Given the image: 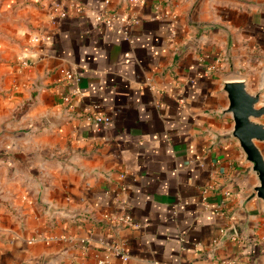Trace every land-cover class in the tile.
<instances>
[{"label": "crops", "instance_id": "0c3cea01", "mask_svg": "<svg viewBox=\"0 0 264 264\" xmlns=\"http://www.w3.org/2000/svg\"><path fill=\"white\" fill-rule=\"evenodd\" d=\"M76 1L0 0V264H264L257 179L217 137L223 80L264 83V0H111L131 25Z\"/></svg>", "mask_w": 264, "mask_h": 264}, {"label": "water", "instance_id": "95a60500", "mask_svg": "<svg viewBox=\"0 0 264 264\" xmlns=\"http://www.w3.org/2000/svg\"><path fill=\"white\" fill-rule=\"evenodd\" d=\"M222 90L227 94L229 102L221 110V114L231 113L234 124L229 131L217 133V137H234L238 140L248 162L245 172L252 173L257 179L243 202L245 207L255 197L264 200V83L258 89L252 90L245 78H227L222 82ZM48 211L51 216L55 212L70 215L75 213L67 207L55 204H51ZM237 234L235 226L229 227L214 248ZM57 258V254L46 256L43 264H50Z\"/></svg>", "mask_w": 264, "mask_h": 264}, {"label": "built area", "instance_id": "2783aa9c", "mask_svg": "<svg viewBox=\"0 0 264 264\" xmlns=\"http://www.w3.org/2000/svg\"><path fill=\"white\" fill-rule=\"evenodd\" d=\"M104 2H105L104 6L101 9H98L96 11V17L100 22H103L108 25H113V24L116 25L119 22L121 23L125 22L126 24L131 25L132 23L139 21V16L136 13V10L133 8V6H127L123 14L119 15L117 11L111 6V0H104ZM74 7L79 11H82L84 8L79 0H77L74 3ZM66 77L73 78L75 77V75L74 73H68ZM66 100L67 102H71V96H67ZM87 117L96 125H100L101 123H108L110 121V117L106 115L88 113ZM224 193L228 197L231 196L232 194L231 190L229 189H226ZM120 201L122 202L123 209L120 212L116 213L114 218L121 219L126 223H132L133 217L131 216V214H128L125 211L124 199H121ZM215 244L210 248L211 254H213V252L217 249V248L216 249L214 248ZM114 251L120 252L119 249H115ZM98 264H105V262L101 260L98 262ZM193 264H196V263H193Z\"/></svg>", "mask_w": 264, "mask_h": 264}]
</instances>
